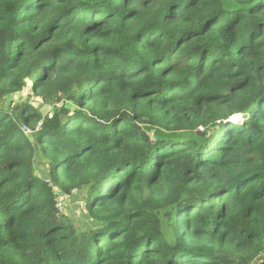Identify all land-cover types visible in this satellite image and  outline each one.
<instances>
[{"label": "trees", "instance_id": "obj_1", "mask_svg": "<svg viewBox=\"0 0 264 264\" xmlns=\"http://www.w3.org/2000/svg\"><path fill=\"white\" fill-rule=\"evenodd\" d=\"M0 264H264V0H0Z\"/></svg>", "mask_w": 264, "mask_h": 264}, {"label": "rangeland", "instance_id": "obj_2", "mask_svg": "<svg viewBox=\"0 0 264 264\" xmlns=\"http://www.w3.org/2000/svg\"><path fill=\"white\" fill-rule=\"evenodd\" d=\"M27 97H29V99L32 100V102L34 103V106L36 108H38L41 112H43V113L49 112L50 107L43 105L41 107V109L39 108L42 100L40 97L35 98L33 91L30 88H27V91H26V93L22 99H26ZM240 118H241L240 120H237V123L243 122L242 116H240ZM232 119H231V121H233ZM31 133H32V131H31ZM40 169L41 170L47 169V166L40 164ZM57 200H58V210L60 211V213L64 214L65 216L72 217L74 224H76L77 226H81V223H82L81 221L85 220V219L82 217V214L79 215L80 213H83L82 212L83 203L80 201V196L75 195L73 197H68V196L60 195Z\"/></svg>", "mask_w": 264, "mask_h": 264}, {"label": "built area", "instance_id": "obj_3", "mask_svg": "<svg viewBox=\"0 0 264 264\" xmlns=\"http://www.w3.org/2000/svg\"><path fill=\"white\" fill-rule=\"evenodd\" d=\"M31 128L28 126V125H25L24 126V132L26 133V134H30L31 133Z\"/></svg>", "mask_w": 264, "mask_h": 264}, {"label": "water", "instance_id": "obj_4", "mask_svg": "<svg viewBox=\"0 0 264 264\" xmlns=\"http://www.w3.org/2000/svg\"><path fill=\"white\" fill-rule=\"evenodd\" d=\"M233 122V121H232Z\"/></svg>", "mask_w": 264, "mask_h": 264}]
</instances>
